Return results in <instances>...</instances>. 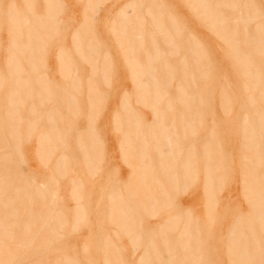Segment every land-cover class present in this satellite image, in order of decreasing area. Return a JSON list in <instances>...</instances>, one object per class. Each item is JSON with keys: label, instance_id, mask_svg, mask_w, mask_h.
Masks as SVG:
<instances>
[{"label": "rangeland", "instance_id": "1", "mask_svg": "<svg viewBox=\"0 0 264 264\" xmlns=\"http://www.w3.org/2000/svg\"><path fill=\"white\" fill-rule=\"evenodd\" d=\"M32 1L35 0H23V5L27 11L26 14L28 16L25 14H20L18 16L14 12L13 4H11L12 0H0V67L4 65V70L6 69L5 71L11 69L12 72V69L18 67L13 64L16 62L19 65V61L12 60L10 58L6 62L5 60L7 59V53L4 50L8 48L18 50L19 47H22V49L25 50H30L26 48L25 45H27L26 42L29 40L30 31H34L36 34V24H34V22L36 21V16H44V14L46 13V1L40 0L42 2V11L40 13L33 12L32 14V12L29 11L30 3H32ZM210 1L215 2H212L211 4ZM7 3H10L8 8L6 10H2L4 4ZM207 3V5L211 6L210 10H212L215 5L218 6L215 7V10L222 12L221 15L224 14L223 17H220L221 21H225L228 24L233 22V19H235L234 12H237L235 10H231V8L228 7L229 5L233 4L238 6L237 9L240 11L243 9V14L248 11V14L250 15V19H247V21H249L250 23L249 25H247L249 37L258 36V26H260L261 29L264 28V0H208ZM16 4L18 5V3ZM20 4L22 5V3ZM241 6L242 9L240 8ZM57 9L59 8L56 7L53 9V15L51 19L52 23L56 21L55 11ZM29 13L32 17H29ZM64 13L66 16V10ZM196 16L198 17V14H196ZM93 17V15L85 16L82 23V27L84 24L86 34V43L83 48L84 50H86L85 47L87 48L88 46L93 48V52H95L94 55L98 57V59H92V64L95 65L99 63L100 65H102L103 63L104 66L106 65L104 61L106 62L107 59H103H105L106 55H103L102 58H99L100 55H96V52L98 53L99 46L94 37V28L92 27ZM119 17L123 19L124 15L121 14ZM154 17H156V15H154ZM206 21L207 20L204 21L202 18H200V16L198 17V19H196L197 37L195 39L197 41L194 40V37H191L190 43L188 41L190 39L189 36V39H178L179 42H168V40H164L161 44L157 42L155 43V41L150 42V49H148V52H150L152 49H154L155 51L156 48L158 51H151L153 53V56H150L148 54V57L146 56V60L143 63L145 66H148V71H151L153 67L150 68V65L156 61L154 60V58L156 59L157 57V60L160 59L158 53L160 51H163V47L169 49V51H172L174 53L178 51H181L183 53L185 52L188 57L189 54H191L190 49L192 50L194 45L200 43V48L201 46L203 47L202 50L199 49L200 51L198 50V47H195L197 49V53L201 58V61H203V65L201 63V66L199 67L203 66L200 69L204 71L203 80L198 81V78H195L196 103L193 111L191 112L192 116H194L195 114V117H191V120L196 121V156L194 158L193 153L191 154V151H189V145L188 148L184 150V155L181 157L179 153L182 151V147L179 145L180 149L175 150L174 148V145H176V143L178 145V143L180 142L184 130H186L188 133L189 125L182 119L184 112L180 111V113L178 114V119L175 120V123H173V121H168V125L172 126L171 128L174 133L173 135L170 133L172 135V145L170 144L167 147L166 143L164 142L166 138L170 139L168 133L166 132L169 127L168 125H162V121L165 113L164 111L168 107L165 106L163 109H160L158 107V102L161 101L164 93H162L161 91L159 92L156 86H153V88L151 87L152 90L148 91V88L146 89L144 85L139 83L140 85L138 84L137 86L139 87L138 97H145V95L149 94L150 96H152L151 102L150 106H147L139 102V100L137 102V99H134V103L132 106L133 112L137 115L136 117L140 118V120L142 121L144 119H150L151 113L152 122L150 124H146L145 128L139 126L138 129L140 130V132L139 136L137 137H134V135H137L138 131L134 126L135 123H132L133 132L131 134L134 138L130 139V137H128L129 132L122 133L120 145L122 144V142L126 144L130 142V146L132 140H137V144L135 145V147L131 145V151H128V153L137 155L136 159H138L140 163L143 159H145V157L142 156L144 152H146V150H148L149 148L156 146L159 141H161L169 151L166 150L164 152L161 150L162 146H159V150L153 154V156H156L157 158L156 171L153 173V176L150 175L152 176L151 179L153 178L152 182L150 181L151 183H153V186H145L143 190L141 189L142 193L145 194V197L143 199L131 201L129 200L131 198V195H125L124 197H122L120 195L122 194V192L119 193L120 190L118 188L116 197H112L109 199L111 203L98 204L95 206L94 211L102 215V217L100 218L101 223L104 220V214L108 215L105 221L114 224L119 228V230H121L122 233L125 234L123 235L121 232L112 231V235L114 236H112V238L114 240H110L108 236L110 234L106 233L105 242L108 240L110 242L105 245L100 244V239L98 238L99 232L92 231L94 222L92 215L93 206L92 202L88 200L87 197L89 196L86 192V194L83 196V191H85L82 188V183L85 181L83 180V168H77L79 164L83 163V160L86 162V164H88L91 157V153L89 158L87 156H84L85 151H91V147L86 146L87 140L90 139L88 129H86V137L82 133V135L85 137V140H83L82 135L79 132H77L73 138L71 137L72 135L70 133L71 130L72 132L74 130H70L68 124L66 126V133H68V135L65 134L64 136H62V141L65 139V137L67 142H69V140L71 139L70 143L73 142L76 152H81V154L83 155L82 159L79 160L76 156H74L75 153L71 152V157L74 158H71L69 161L67 154L68 144L66 142H63L61 144L60 141H57V145L53 147V191L51 208L52 216L47 224L44 225V222L42 223L40 221V217L39 219H36L33 216L34 218H32V220L29 218L28 212L30 209L31 193L28 187L23 188L24 199L21 200V202L18 199L14 201L15 194L14 192L12 193V188L18 187L22 180L29 187L34 186L36 183H41L40 181H37V179H34V169L30 168L28 156H24L28 153L24 152H26V148L28 150L29 145H39V143L41 144L42 142H45V134H41L37 139L35 138V135H37L40 131H35L34 128L36 126L39 127L41 125V122H43L45 119H48L49 117H46L47 113L44 108L40 109V111H37L36 109H34L33 111L32 106H30L28 113H30V115H32L33 113L38 114L37 118L34 117L31 121L26 120L24 122L25 125L22 122L23 125L20 130L18 121H21V117H19L21 115L19 113V116H13L12 114L16 113V110L13 109L12 106L14 103L13 99L15 97L13 88H15L14 85L17 84V80L21 79H19L20 77H18V75L17 77L16 75H13L10 76L9 79L7 78L10 82L9 92L5 93L3 89H0V264H133L138 254L139 256L134 264H162L161 258H159V255L156 254V249L154 247V244L152 243L153 235L150 234H154L155 232L162 235L164 238V252L170 253H168L169 257L165 260V264H173L174 259L176 260L177 264H207V261H205L204 259L199 262L200 255L198 253L199 242H201L205 234L197 227L191 229L187 228V226L195 225L197 223L194 219V223L191 221L192 218L189 217L190 214L188 213L187 208H192V210L196 211L198 217H201L203 215V209H205L206 207H212L214 211L219 210L222 207V203H224L222 200L227 194L226 191H228L229 187L230 188L228 192H230L231 197L235 200H233L234 203L231 202L230 204H228V210L234 208L236 204H238V206L243 205L244 201L239 195L238 169L242 171L243 169H247V167L250 169L245 171L244 175L247 177H252L253 182H247V179L243 180L245 181V184L244 187H242V193H244L245 196L250 197L251 199L248 209L249 211H254V220L259 221V225L262 223V216L264 214V81L256 84L245 83L246 85L243 81L241 83L239 70H237L238 68L233 65V60L231 57L232 50L226 48L225 44L220 41L219 38L217 39V35L214 34L216 33L215 31H209L207 26L204 25ZM51 22L49 24H51ZM3 23H6L10 29L7 28V26ZM159 25L160 24H155V26L150 27L148 34L151 35L157 33L163 36L165 34V36L169 37L170 33H167V30L166 33L163 32L164 34L162 32H154L156 31L157 27H159ZM160 27L162 30H164L161 25ZM154 28L155 30H153ZM96 29L100 32L99 26H96ZM8 31L10 32L11 36ZM21 33L25 35L24 37H22V39H24V43L22 42L18 44V42L21 40V38L19 37ZM39 33L42 34L41 30H39ZM178 33L179 30L174 29V34H176L177 38H179ZM253 33L255 34L254 36ZM48 34L49 33L47 32V37ZM242 35V30L239 29L238 36L242 38ZM15 37H18V42H16L17 39ZM47 37L45 38V40H41L38 49L44 48ZM75 39H77V36L75 37ZM138 43H134V45H136V48L133 45L134 49L142 47L141 43H139L138 47ZM78 48L80 49L81 47L79 46ZM32 49L38 50L35 46H32ZM132 49L133 48L131 47V50ZM176 49L177 51H175ZM142 50L143 52H145V47ZM51 51V47L44 50V52H47V55H51ZM154 53H156L157 56ZM47 55L45 59L46 65L45 63H43L45 66L48 65L49 60ZM192 56L193 55H191V57ZM254 58L256 64H258L259 66V71H261L260 75H262V78L264 79V55H256ZM179 59L182 60L180 61V63L182 68L184 69V62L185 60L186 62H188V58H184V56H181V58ZM192 59L193 57L191 58V62ZM159 61V64H161L159 65L160 67L164 65L165 62L162 59H160ZM48 70H50L49 67ZM42 71H46V68H44V70ZM139 72L141 71L139 70ZM43 73L47 78H50V74H47L45 72ZM132 74L134 78L136 76L134 70ZM191 74H193L192 71ZM205 74L207 76H205ZM185 76L186 74L184 75L181 71V79H183V77L185 78ZM188 77L189 75L186 78ZM151 78H153V80L151 79L152 84L155 85L154 83L157 81V79L154 76ZM154 78L156 79V81ZM191 78L193 79V77ZM226 78H228L229 81H226ZM7 79L0 75V84H2V82ZM57 80H59V76ZM181 82H184V79L181 80ZM141 85L143 89H141ZM259 86H262L263 88H260ZM240 89H243L244 91ZM3 92L5 94H3ZM192 92L193 91L191 90V98L193 97ZM221 92L223 93L221 94ZM133 93L135 95V91H131L132 96ZM224 93H226V97ZM242 95L246 97H243ZM251 95L252 99L249 98V96ZM25 96L26 98L30 97L29 93H27ZM180 96L182 98H189V94H187L183 90L182 86L180 87ZM20 102L21 101L17 100L16 104H22ZM70 106H74L73 100L70 101L67 108L69 109ZM189 108L190 106L187 107V110ZM189 112L190 110H188L187 115L189 114ZM156 120H160L159 126H156ZM78 123L83 124V122L80 121ZM22 129L27 132H24V130L22 131ZM175 132H177L179 137H177V134ZM14 135H16V137H14ZM209 139H211L213 142ZM89 142L91 141L89 140ZM119 149L121 158L125 159V151L121 148V146H119ZM243 149L245 152L248 151V153L243 155L240 154L243 152ZM258 149L260 150V153L255 152ZM238 156L240 157V159H242L241 162H243V159L245 160L247 166L243 163L240 164ZM83 157L86 159H84ZM69 162L71 165L70 167ZM190 163L191 165L196 164L195 170L196 174L198 173L196 176V181L191 185H188L187 189L185 186H183V184H181L179 192L184 193V191L186 190V198H188V193L192 191L196 193V196L191 201L187 200L186 202L179 204L177 201H172L170 190L175 189V186L177 185L174 184L177 183L178 178L183 179L185 177H188ZM119 165L125 168L122 163H120ZM164 165H170L172 169L169 167L170 169L167 168L168 170H166L164 169ZM41 166L45 167L44 164H42ZM186 166L188 168H186ZM146 167L147 168H145L144 166L142 168L140 167L139 170L141 169V172H139V175H134V178L142 179L144 173L145 175H147L146 171L149 166L146 165ZM253 167L259 168L261 170L258 177L260 178V182L257 181V176L254 177V175L251 173V169H254ZM144 168L146 171L142 170ZM207 168L211 172H209V170L207 171ZM59 169L60 173L58 172ZM43 170L44 169H42L41 172H43ZM61 171L63 173H61ZM200 171L202 175L200 174ZM178 172L180 173L177 178ZM167 173H169V175ZM181 174H184V176L181 177ZM89 178H91V176H89ZM210 179L211 183H209ZM224 179L227 181H225ZM221 180H224L225 182V186H223L222 188ZM232 180L233 183L231 184L236 188V190L232 189L231 184L229 185ZM208 184L211 185V189L208 187ZM261 184L262 188L260 189L259 186ZM256 186H258L259 189ZM125 188L126 186H124V192H126V194L137 192V189H135V191L132 190L131 192L128 191L129 189ZM35 190L39 192V189L37 190L35 188ZM31 204L33 208L36 207L35 203ZM19 207L21 208V211L19 210ZM179 207L186 208V210L184 211L185 217L179 216ZM42 210H44V208ZM139 210H142L141 215L137 218H134L135 214ZM20 212H25L26 215L20 216ZM33 212H35V209H33ZM46 219H48V217ZM214 219L216 218L214 217ZM245 221L248 222V220ZM49 223L51 224V226L46 228V231L45 229L41 228V226H48ZM148 223H154V225L157 226L156 231L151 229V232H149V230L145 229V226ZM214 225H212V227H215ZM234 225L237 226V223H235ZM141 230L146 232L148 231L149 233L145 234ZM168 231H174L175 233V239L172 241L175 242V244H172L171 246L166 244L168 243V239L166 237V233ZM232 233L233 232H229L228 235L230 238L229 251L232 250V245L233 247H236L244 244L245 240H247L250 234V232L249 234H246L243 231H239L237 237L234 238L232 237ZM243 234H246V236L243 237ZM126 235H128L129 240L133 242V249L131 251V254H134L136 252L134 256L131 257L124 256V254L128 255V252L131 249ZM142 239H145L147 243L139 253L140 248H138L137 250L136 248L138 247ZM170 239H173V236L170 237ZM200 244L202 247L204 246V244ZM148 245L150 249L147 248ZM237 256L247 257L249 256V253H246L245 250H239ZM243 261L244 259H239V263Z\"/></svg>", "mask_w": 264, "mask_h": 264}, {"label": "crops", "instance_id": "2", "mask_svg": "<svg viewBox=\"0 0 264 264\" xmlns=\"http://www.w3.org/2000/svg\"><path fill=\"white\" fill-rule=\"evenodd\" d=\"M15 2L18 3V5ZM20 3H22V5ZM11 4H13L16 15H27L23 0L22 2L21 0H12ZM9 5L10 3L4 4L2 10H6ZM56 5V7L59 8L55 12L56 21L54 22L55 24L51 23L49 31L47 30L49 34L44 48L38 50L31 49L30 51L24 50L21 52L9 48L5 49L4 51L7 53V59L5 61L7 62L11 58L12 60L19 61L20 65H18L17 68L12 69V72L11 69L5 71L6 69L4 70V65L0 67V75L5 77V79H9V77L13 75H16L17 77L18 75V77H20L19 79L25 80L23 83L24 86L22 85L24 80H17V84H15V88H13L15 97L13 99L14 103L12 108L16 110V113L12 115L19 116L20 113L21 116L19 117H21V121H18L20 130L23 125L22 122L24 123L26 120L31 121L34 117L37 118L38 114L33 113L30 115V113H28L30 106H32L33 111L34 109L40 111V109L44 108L47 113L46 117H49L41 122L39 127L36 126L34 128L35 131H40L35 135V138L37 139L41 134H45L46 142H44V144L39 143V145H29L28 150L26 148V152H24L28 153L24 156H28L30 168L34 169V179H37V181H40L41 183H34L35 185L32 186V188L22 180L18 187L12 188V193L14 192L15 194L14 201L18 199L21 202V200L24 199L23 188L28 187L31 193L30 209L28 212L29 218L32 220L34 217L36 219H39L40 217V221L42 223L44 222V225L47 224L52 216L53 147L57 145V141H60L61 144L66 142L68 144L67 154L69 161L73 158L71 157V152H74V156L79 160L82 159L81 152H76L73 142L70 143L71 139L67 142L65 137L62 141V136L65 134L68 135V133H66V126L68 124L70 130H74L73 132L71 130L70 134L72 136L69 135L73 138L77 132L81 135L83 133L86 137V129H88L90 134L89 140L91 142L87 140L86 146L91 147V151L88 153L89 155L91 153V157L88 164L83 160V163L79 164L77 168H83V180H85L82 183V188L85 190L83 191V196L87 193L89 196L87 198L92 202L93 206L92 215L94 222L92 231L99 232L98 238L100 239V244L105 245L110 242L109 240L105 242L106 233L110 234L108 235L110 240H114L112 238V231L121 232V230H119L114 224L105 221L108 215L104 214L105 217L101 223L100 218L102 215L94 211L95 206L98 204L111 203L109 199L116 197L118 188L120 190L119 193L122 192V194H120L122 197L125 195H131V198L129 199L131 201L143 199L145 197V194L142 193L143 188L145 186H153V183H151L153 178L151 179V177L157 167V158L156 156H153V154L159 150V146H162L161 150L164 152L168 150L163 143L159 141L156 146L149 148L144 152L145 159L140 163L139 160L136 159L137 155L128 153V151H131L130 146L133 145V147H135L137 140H132L130 146V142L128 144L122 142L120 145L122 133L129 132L128 137L133 139L134 137L139 136V126L145 128L146 124L152 122L151 113L150 119H144L142 121L140 118H137V115L133 112L132 106L134 99H137V102L139 100L142 104L150 106L152 97L149 94L145 95V97H138L139 90L136 88L137 84H143L146 89L148 88V91L152 90L151 87L153 88V86H156L159 92L161 91L164 93L161 101L158 102V107L160 109H163L165 106L168 107L164 111L162 125L167 126L169 124L168 121H173V123H175L180 111L184 112L182 119L189 125L188 133L184 130L183 138L181 137L180 142L178 145L176 143L174 148L177 150L180 149V146L182 147V151L179 153L181 157L184 155V150L188 148L189 145V151H191V154L193 153L194 158L196 156V121L191 120V117H195V114L192 116L191 112L196 103V82L194 80L196 67L193 65L194 63L191 62V58L195 57V55L191 57V54H189L188 57L185 52L178 51L174 53L163 47V51L159 52V57L162 60L165 59L164 62L166 64L164 63V65L160 67L158 66L160 61H155L151 64V66L153 65L152 67L155 66L153 69H156L155 71L152 69V73L146 70V66L143 64L146 59L145 56L148 57V54L153 56L151 51L148 52V49H150V42L155 41L161 44L166 40L163 35L157 33L149 36V29L155 24H160L165 31H168L167 33H170L169 37L172 42L178 41V39H189L190 36L188 41L191 43V37H197L196 19H198V17L196 16V2H194V0H58ZM65 10L66 16L64 13ZM29 11L32 12V14L33 12L40 13L42 11V2L40 0L32 1V3H30ZM121 14L124 15L123 19L119 17ZM87 15L94 16L92 27L94 28V37L99 46L96 55H100L99 58L106 55L107 58L105 57V59H107L108 64L105 67L99 63L95 65L92 64V59L94 60L96 58L97 60L98 57L94 54L88 56L92 51L86 53L83 48L86 43V34L84 24L82 27V23L84 17ZM154 15H156V17H154ZM29 17H32L30 13ZM3 24L9 28L6 23ZM122 24H125L126 26L124 25L122 27ZM96 26L100 27V32L96 29ZM138 29L140 31L141 29L143 30V34L142 31L140 32L141 36L140 38L138 37L139 40L136 38L137 35H139ZM174 29L179 30V38L174 34ZM24 36L25 35L22 33L20 34L19 37L21 40L19 42L18 37H15L17 39L16 42H18V44L22 42L24 43V39H22ZM76 36L77 39H75ZM128 37L131 40L136 38L137 40L134 39L135 42L133 41V45L138 41L142 44L141 49L139 48L137 51L136 49H129L128 46L132 41L130 42ZM79 46L81 49H76V47ZM50 47L52 48V53L51 55H47V52H44V50ZM144 47L146 53L142 50ZM46 55L49 59L47 66H45ZM86 56L89 59H86ZM181 56L188 58V62L183 70H181L182 68L179 59ZM133 61L138 65H135L134 67V64H132L134 63ZM43 63H45V65ZM48 67L50 70H48ZM44 68H46V71H42ZM133 70L135 73H139L137 70H141L142 73L135 74V79H133ZM181 71H184L183 74L192 75L194 78L192 79L191 76L186 78V76L184 82H181ZM191 71L193 74H191ZM43 72L50 74V78H47ZM58 76L59 80H57ZM153 76L157 79L155 85L152 84L151 80V77ZM8 79L0 84V89H3L5 93H8L10 89V82ZM36 79H38V81ZM21 85L22 88L20 87ZM181 86L183 87V90L189 94V98H182L180 96ZM191 90L193 91L192 98L190 96ZM131 91H135V95L133 93L132 96ZM5 93L3 92V94ZM27 93L30 95L29 98H26L25 96ZM17 100L21 101L20 103L22 104H16ZM72 100L74 101V106H70L68 109L67 106ZM188 105L190 106L188 109L190 112L187 115ZM79 121L83 122V124L78 123ZM132 123H135L134 126L138 131V134L134 135V137L131 134L133 132ZM23 130L24 129H22V131ZM24 132L27 131L24 130ZM175 133L177 134V132ZM84 136L82 135L83 140H85ZM14 137H16V135H14ZM177 137H179L178 134ZM119 146H121L125 153H127L125 159L121 158ZM255 152L260 153V150L258 149ZM246 153H248V151L245 152L243 149V152L240 154L243 155ZM238 158L240 164L243 163L246 165L244 159L243 162H241L242 159H240L239 156ZM120 163H122L125 168L121 167L119 165ZM40 164H44L45 167H42ZM144 165L149 166L147 169V175H144V178L142 179H135L134 175L139 174V172H141V170H139L140 166ZM70 166L69 162V167ZM195 167L196 164H189V175L187 178H178L180 173L178 172V181L174 184L177 186H175L174 190H170L172 201H177L179 204H182L187 200L191 201L195 198L196 193L193 191L188 193V198L185 197L186 190L184 193L179 192L181 184L187 189L188 185H191L196 181L198 173L196 174ZM42 169H44L43 172H41ZM249 169L250 168L248 167L242 171L238 169L239 195L244 201L243 205L238 206V204H236L234 208L228 210V204L231 202L234 203L233 200H235L231 197L230 192H228L229 187L228 191H226L227 194L222 200L224 203H222V207L219 210L214 211L212 207H206L203 209V215L198 217L196 211L192 210V208H187L188 213L190 214L189 217L192 218L191 221L194 223V219L197 222L195 225L187 226V228L191 229L197 227L205 234V238L203 237L201 242H199V262L204 259L207 261V264H264V214L261 221L262 225H259V221L254 220V211H249L248 209L251 201L250 197H247L242 193V187H244L245 184V181L243 180L247 179V182H253L252 177L244 175V172ZM260 172L261 170L259 168L251 169V173L254 177L257 176L258 182H260V178H258ZM200 174L202 175L201 171ZM89 176H91V178H89ZM224 180H221V188L225 186ZM231 183H233V180L229 185ZM262 184L259 186L260 189L262 188ZM124 186H126L125 189H129L128 191L132 192V190L135 191V189H137V192L126 194V192H124ZM256 187L259 189L258 186ZM35 188L37 190L39 189V192H37ZM232 189L236 190L233 185ZM31 203H35L36 207L33 208ZM43 208L44 210H42ZM33 209H35V212H33ZM19 210L21 211L20 207ZM185 210L186 208L179 207L178 211L180 217H185ZM141 212L142 210H139L134 218L140 216ZM22 215L25 216V212H20V216ZM47 217L48 219H46ZM214 217L216 219H214ZM245 220H248L249 223ZM235 223H237L238 227L234 225ZM148 224L145 226V229L149 230V232H151V229L156 231L157 226L154 225V223ZM212 225L215 227H212ZM49 226H51L50 223L48 226H41V228L46 231V228ZM239 231H243L246 234H249L250 232V234L244 244L236 247H233L232 245V250L229 251V232H233L232 237L236 238ZM142 232L145 234L149 233L148 231ZM122 234L125 235L124 233ZM150 234L153 235L152 243L156 249V254L161 258L162 264H165V260L169 257V252H164V238L157 232ZM246 234H243V237L246 236ZM126 236L131 249L128 252V255L124 254V256L131 257L134 256L136 252L131 254L133 242L129 240L128 235ZM172 236L173 239H170ZM166 237L168 239V243H166L167 245L171 246L172 244H175V242H172L175 239L174 231H168ZM146 243L147 241L142 239L136 250L140 248V253ZM200 243L204 244V246L202 247ZM147 248L150 249L149 245ZM239 250H245L246 253H249V256L238 257L237 254ZM138 256L139 254L136 256V260ZM239 259H244V261L239 263ZM173 264H177L175 259Z\"/></svg>", "mask_w": 264, "mask_h": 264}, {"label": "bare ground", "instance_id": "3", "mask_svg": "<svg viewBox=\"0 0 264 264\" xmlns=\"http://www.w3.org/2000/svg\"><path fill=\"white\" fill-rule=\"evenodd\" d=\"M46 1V13L44 14V16H36V21L34 22V24H36V34H35V32L33 31V32H31L30 31V33H29V40L26 42V44L27 45H25L26 46V48H28V49H32V46H35L37 49H38V47H39V43H41V40L43 39V40H45V38L47 37L46 36V33L48 32L47 30L51 27V26H49V25H51V24H49L50 22H51V19H52V13H53V9L54 8H56V3H57V0H45ZM207 1L208 0H194V2H196V10H197V14H198V17L200 16V18H202L204 21L205 20H207L206 22H205V26H207V28L209 29V31H215L216 33H214V34H216L215 36L217 37V39L219 38L220 39V41H222L224 44H225V47L226 48H228L229 50H232V54H231V57H232V60H233V65H235V67L236 68H238L237 70H239V73H240V80H241V83H242V81L244 82V84L245 83H260V82H262V81H264V79L262 78V75H260V72L261 71H259V69H258V64H256V61H255V56L256 55H264V28H262L261 29V27L260 26H258V36L256 37H249V33H248V31H247V25H249L250 23H249V21H247V19L250 17V15L248 14V11H246L244 14H243V9H242V6L240 7L242 10L240 11V10H238L237 8H238V6H236V5H233V4H231V5H229L228 7L229 8H231V10H235V11H237V12H234V16H235V19H233V22L232 23H230V24H228L227 22H225V21H221V19H220V17L222 16L223 17V15H221L222 14V12H220V11H218V10H215V7H218V6H216L215 5V7H213V9L212 10H210V7L211 6H209V5H207L208 3H207ZM219 1V0H218ZM212 2H215V1H210V3L212 4ZM228 2V1H227ZM241 2V1H240ZM249 2H251V1H249ZM243 3V2H242ZM248 3V2H247ZM238 4V3H237ZM242 5V4H241ZM227 7V8H228ZM252 8V7H251ZM218 9V8H217ZM245 9V8H244ZM255 9V8H254ZM248 10V9H247ZM252 10V9H251ZM256 10V9H255ZM254 11V10H253ZM56 12V11H55ZM253 14V13H252ZM230 15H233V14H230ZM256 15H258V14H256ZM232 17V16H231ZM231 17H229V18H231ZM258 17V16H257ZM259 18V17H258ZM224 19H225V17H224ZM250 19V18H249ZM252 19V18H251ZM253 20V19H252ZM259 20V19H258ZM228 21V20H227ZM257 21V20H256ZM54 22V21H53ZM231 22V21H230ZM52 23V22H51ZM155 23V22H154ZM55 24V23H54ZM54 24H53V26H54ZM260 24V23H259ZM125 25V24H124ZM123 24H122V27L124 26ZM158 25V24H157ZM241 25V26H240ZM257 25V24H256ZM126 26V25H125ZM155 26V25H154ZM261 26H263V25H261ZM142 27V26H141ZM204 27V26H203ZM250 27V26H249ZM248 27V28H249ZM253 27V26H252ZM124 29V28H123ZM140 29V28H139ZM138 29V30H139ZM207 29V30H208ZM239 29H241L242 30V33H243V35L241 36L242 38H240V36H238V31H239ZM252 29V28H251ZM39 30H41V32H42V34H40L39 33ZM53 30V29H52ZM153 30H155V28L153 29ZM250 30V29H249ZM253 30V29H252ZM251 30V31H252ZM257 30V29H256ZM141 31H142V34H143V30L141 29ZM140 30H139V35H137V37L136 38H140V32H141ZM148 32V31H147ZM154 32H159V33H166V31H165V29L164 30H162L161 29V27H160V25H159V27H157V29H156V31H154ZM253 32V31H252ZM163 33V34H164ZM241 33V32H240ZM239 33V34H240ZM213 34V33H212ZM255 34H256V32H255ZM254 33H253V36L255 35ZM44 35V36H43ZM151 35H153V34H151ZM151 35H149V36H151ZM157 35V34H156ZM214 36V37H215ZM164 37H165V39L166 40H168V42L169 41H171V38H169V37H167V36H165V34H164ZM215 37V38H216ZM129 38V37H128ZM136 38H134V39H136ZM139 38H138V40H139ZM148 38V37H147ZM158 38V37H157ZM160 38V37H159ZM130 39V38H129ZM134 39H130V42L132 41V43H130L129 42V40H128V42L130 43L129 44V49H131V47L133 48V50H134V46L136 47V45H134L133 46V41L135 42V40ZM137 40V39H136ZM194 40L195 41H197L195 38H194ZM219 41V40H218ZM221 42V43H222ZM137 43H138V41H137ZM156 43V42H155ZM222 43V44H223ZM148 44V43H147ZM153 44V43H152ZM141 45V44H140ZM197 45V46H196ZM196 45H194V47H193V49L191 50L190 49V53H191V55H195V57H193V59H192V62L194 63L193 65H195V75H196V79L198 78V81L199 80H203V73H204V71L202 70V69H200V68H202V67H199V66H201L200 64L203 62V61H201V58H200V56H199V54L197 53V49L195 48V47H198V50L199 49H203V47L201 46V48H200V43H197ZM138 47H139V43H138ZM34 48V47H33ZM140 48V47H139ZM138 48V49H139ZM76 49H78V47L76 48ZM81 49V48H80ZM79 49V50H80ZM85 51H87V53H89V52H93L94 50H93V48H91V47H85ZM128 49V50H129ZM138 49H136V51L138 50ZM141 49V48H140ZM20 50V51H19ZM25 49H22V47H19L18 48V50H16V51H18V52H21V51H24ZM29 50V51H30ZM89 51V52H88ZM151 51H154V49H152ZM155 51H158L157 50V48H156V50ZM154 51V52H155ZM175 51H177V49L175 50ZM186 51H188V50H186ZM200 51V50H199ZM89 53V55L88 56H91L90 54H95V52L94 53ZM134 52V51H133ZM145 52H146V50H145ZM130 53V52H129ZM135 53V52H134ZM229 53H230V51H229ZM133 54V53H132ZM131 54V55H132ZM148 54V53H147ZM155 55H156V53H154ZM159 54V53H158ZM201 54H204V53H201ZM81 55V54H80ZM84 55V54H83ZM87 55V54H86ZM228 55V54H227ZM29 56H31V55H29ZM151 56V55H150ZM157 56V55H156ZM202 56H204V55H202ZM84 57H85V55H84ZM87 57V56H86ZM146 57V56H145ZM92 58V57H91ZM107 58V57H106ZM203 58V57H202ZM263 58V57H262ZM81 59V58H80ZM83 59V58H82ZM86 59H89L88 57L86 58ZM134 59V58H133ZM132 59V60H133ZM204 59V58H203ZM85 60V59H84ZM91 60V59H90ZM103 60H106V59H103ZM146 60V59H145ZM148 60V59H147ZM152 60H153V57H152ZM154 60H156V61H159V60H157V57H156V59L154 58ZM165 59H163V61H164ZM190 60V59H189ZM205 60V59H204ZM93 61V60H92ZM136 61V60H135ZM180 61H182V60H180ZM106 62H108V61H106ZM105 61H104V63L107 65L108 63H106ZM110 62V61H109ZM134 62V61H133ZM137 62V61H136ZM145 62V61H144ZM260 62V61H259ZM148 63H150V62H148ZM161 63H162V61H161ZM232 63V62H231ZM33 64V63H32ZM110 64V63H109ZM132 64H134L133 66L135 67V65H138V64H135V62L134 63H132ZM166 64V63H165ZM187 64V62H186V60H185V62H184V66ZM13 65H15V66H18V63H14ZM20 65V64H19ZM102 65H103V63H102ZM106 65H104V67L106 66ZM159 65H161V64H159ZM158 65V66H159ZM202 65H203V63H202ZM263 65H264V63H263ZM147 66V65H146ZM153 66V65H152ZM151 65H150V68L152 67ZM180 66V65H179ZM189 66V65H188ZM133 67V68H134ZM138 67V66H137ZM155 67V66H154ZM153 67V68H154ZM187 67V66H186ZM207 67V66H206ZM110 68V67H109ZM131 68V67H130ZM148 68V66L146 67V70H148L147 69ZM152 68V69H153ZM181 68H182V66H181ZM104 69V68H103ZM106 69V68H105ZM107 69H108V67H107ZM154 70H156V69H154ZM153 70V71H154ZM182 70H183V68H182ZM263 70H264V68H263ZM109 71V70H108ZM107 71V72H108ZM138 72H139V70H137ZM141 71V70H140ZM152 71V70H151ZM150 71V72H151ZM103 72V71H102ZM107 72H106V74H107ZM135 72V71H134ZM148 72V71H147ZM160 72V71H159ZM182 72H184V71H182ZM140 74L142 73V72H139ZM139 73H136V74H139ZM152 73V72H151ZM264 73V72H263ZM154 74V73H153ZM208 74V73H207ZM105 75V74H104ZM185 75V74H184ZM260 75V76H259ZM186 76H188L187 74H186ZM185 76V77H186ZM189 76H191V75H189ZM205 76H207L206 74H205ZM192 77V76H191ZM105 78V77H104ZM135 78V77H134ZM133 78V79H134ZM182 78V77H181ZM194 78V77H193ZM206 78V77H205ZM152 80H153V78H151ZM155 79V78H154ZM183 79H185L184 77H183ZM183 79H181V80H183ZM207 79V78H206ZM22 81L24 80V79H21ZM37 81H38V79H36ZM35 80V81H36ZM167 80V79H166ZM195 80V79H194ZM21 81V82H22ZM155 81H156V79H155ZM154 81V82H155ZM226 81H229V79L228 78H226ZM25 82V80L22 82V85H23V83ZM151 82V81H150ZM186 82V81H185ZM204 82H205V80H204ZM36 83V82H35ZM154 84H156V82L154 83ZM22 85L20 86L21 88H22ZM140 85V84H139ZM143 85V84H142ZM142 85H141V89H143L142 88ZM243 85V84H242ZM241 85V86H242ZM246 85V84H245ZM263 85H264V83H263ZM24 86V85H23ZM137 86H138V84H137ZM136 86V88H139V87H137ZM240 87V86H239ZM246 87H248V86H246ZM252 87V86H251ZM260 87V86H259ZM262 87V86H261ZM260 87V88H261ZM263 88V87H262ZM140 89V90H141ZM240 90H243V89H240ZM244 91V90H243ZM261 92V91H260ZM223 92H221V94H222ZM234 93V92H233ZM242 93H244V92H242ZM252 93V92H251ZM262 93V92H261ZM226 93H224V95H225ZM229 94V93H228ZM248 94H250V93H248ZM201 95V94H200ZM233 95V94H232ZM39 96V95H38ZM196 96H197V94H196ZM199 96V95H198ZM230 96H231V94H230ZM243 96V95H242ZM248 96V95H247ZM264 96V95H263ZM200 97V96H199ZM222 97V96H221ZM225 97H226V95H225ZM228 97V96H227ZM243 97H246V96H243ZM249 98L250 99H252V95L251 96H249ZM263 98V97H262ZM228 99V98H227ZM246 99V98H245ZM253 101V100H252ZM221 102H222V100H221ZM201 103V102H200ZM224 103V102H223ZM231 104V103H230ZM250 104V103H249ZM224 105V104H223ZM198 108V107H197ZM230 108V107H229ZM228 108V109H229ZM229 111V110H228ZM199 116V115H198ZM181 119V118H180ZM157 122H156V126H159L160 124V120H156ZM155 124V123H154ZM213 126V125H212ZM168 130L166 131L167 133H168V136L170 137V139L169 138H166L165 139V142L164 143H166V146L168 147V145H172V135H173V131H172V126L171 125H168ZM183 127V126H182ZM182 131V130H181ZM212 132V131H211ZM172 135H171V134ZM210 133V132H209ZM213 133V132H212ZM211 135V134H210ZM53 136V135H52ZM210 141H212L211 139H209ZM46 142V141H45ZM213 142V141H212ZM43 143V142H42ZM206 143H207V141H206ZM44 144V143H43ZM210 144H212V143H210ZM206 145H208V144H206ZM47 146V145H46ZM88 151V150H87ZM169 151V150H168ZM84 152V151H83ZM90 152V151H89ZM89 152H86L85 151V155L84 156H87L88 158L90 157V155L88 154ZM123 152V151H122ZM125 153V152H124ZM127 154V153H126ZM145 154H143L142 156H144ZM83 156V155H82ZM126 156V155H125ZM124 156V157H125ZM74 158V157H73ZM84 158V157H83ZM141 158V157H140ZM144 158V157H143ZM41 159V158H40ZM84 159H86V158H84ZM167 159H170V158H167ZM88 160V159H87ZM184 160V159H183ZM65 161H66V159H65ZM183 162V161H182ZM184 166V165H183ZM141 168L143 167V166H140ZM144 167L145 168H147L146 167V165H144ZM172 169V167L170 166V165H164V169H166V170H168V169H170V168ZM139 168V167H138ZM145 168L144 169H142V170H145ZM168 168V169H167ZM186 168H188L187 166H186ZM181 169V168H180ZM141 170V169H140ZM209 169L207 168V171H208ZM146 171V170H145ZM182 171H183V168H182ZM213 171V170H212ZM215 171V170H214ZM59 173H60V169H59V171H58ZM65 172V171H64ZM144 172V171H143ZM147 172V171H146ZM209 172H211L210 170H209ZM61 173H63L62 171H61ZM170 173V172H169ZM169 173H167L168 175H169ZM182 173V172H181ZM208 173V172H207ZM206 173V174H207ZM58 174V173H57ZM212 174H214V173H212ZM137 175H139V174H137ZM143 175H145V173L143 174ZM161 175H162V173H161ZM173 175V174H172ZM184 176V174H181V177H183ZM210 176V175H209ZM141 177H142V175H141ZM164 177V176H163ZM137 178V177H136ZM144 178V177H143ZM166 178V177H165ZM169 178V177H168ZM140 179V178H139ZM207 180H208V178H207ZM208 182V181H207ZM170 183V182H169ZM209 183H211V179H210V182ZM207 184V183H206ZM138 185V184H137ZM209 185V184H208ZM207 185V186H208ZM211 185H209L208 187L211 189V187H210ZM140 190V189H139ZM211 192H212V190H211ZM164 194V193H163Z\"/></svg>", "mask_w": 264, "mask_h": 264}]
</instances>
